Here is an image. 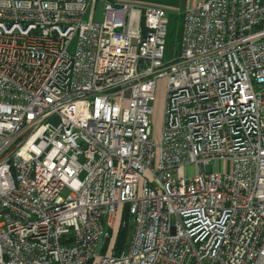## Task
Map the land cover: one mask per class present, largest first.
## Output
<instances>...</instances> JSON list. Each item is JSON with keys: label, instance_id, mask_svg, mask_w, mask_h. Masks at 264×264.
Returning <instances> with one entry per match:
<instances>
[{"label": "built area", "instance_id": "2783aa9c", "mask_svg": "<svg viewBox=\"0 0 264 264\" xmlns=\"http://www.w3.org/2000/svg\"><path fill=\"white\" fill-rule=\"evenodd\" d=\"M97 1L0 0V264H264V0Z\"/></svg>", "mask_w": 264, "mask_h": 264}, {"label": "rangeland", "instance_id": "374dc122", "mask_svg": "<svg viewBox=\"0 0 264 264\" xmlns=\"http://www.w3.org/2000/svg\"><path fill=\"white\" fill-rule=\"evenodd\" d=\"M111 1H115V0H111ZM119 1V0H116ZM129 2H132L133 0H128ZM186 1L187 0H172L171 4V9H166L167 13V18L169 20L170 29L174 30L173 34H169L167 36V46L168 49L173 51V49L176 48V36L178 34V30L177 28L180 26V19H181V15L183 10L186 7ZM135 4V3H132ZM138 4V3H136ZM185 5V7H184ZM103 6H104V2L98 0L94 5H93V10H89L85 20H89L91 19L94 22H101L102 18H103ZM165 9V8H163ZM164 105H165V91H164V82L160 81L158 84V89L156 92V101L153 104L154 107V113L153 116L151 117V125L153 128V135H152V140L153 141H157L158 140V135L160 132V128L162 126L163 123V110H164ZM52 123L57 124L56 120H52ZM212 170L211 167H207L206 171L210 172ZM193 173H195V171H193V168L190 167L187 169L186 174L188 176H191Z\"/></svg>", "mask_w": 264, "mask_h": 264}, {"label": "crops", "instance_id": "0c3cea01", "mask_svg": "<svg viewBox=\"0 0 264 264\" xmlns=\"http://www.w3.org/2000/svg\"><path fill=\"white\" fill-rule=\"evenodd\" d=\"M119 1L129 2L128 0H119ZM201 1H203V0H187L185 5H186V7L192 6V5L197 4L198 2H201ZM171 2H172V0H133L132 2H129V3L153 5V6L165 8V10H166L167 7H168V9H171V7H170ZM185 5H184V7H185Z\"/></svg>", "mask_w": 264, "mask_h": 264}, {"label": "trees", "instance_id": "16d2710c", "mask_svg": "<svg viewBox=\"0 0 264 264\" xmlns=\"http://www.w3.org/2000/svg\"><path fill=\"white\" fill-rule=\"evenodd\" d=\"M174 30L169 29V34H173ZM178 36H176L177 38ZM128 216L126 213H124V219L125 221L127 220ZM128 238V229L127 228H120L116 234V239H115V250L119 252L120 250L123 249L126 241Z\"/></svg>", "mask_w": 264, "mask_h": 264}]
</instances>
